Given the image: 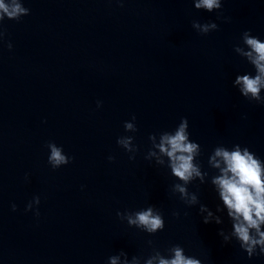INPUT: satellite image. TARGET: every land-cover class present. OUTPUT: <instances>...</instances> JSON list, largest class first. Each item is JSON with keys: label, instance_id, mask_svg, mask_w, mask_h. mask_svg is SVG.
I'll list each match as a JSON object with an SVG mask.
<instances>
[{"label": "water", "instance_id": "obj_1", "mask_svg": "<svg viewBox=\"0 0 264 264\" xmlns=\"http://www.w3.org/2000/svg\"><path fill=\"white\" fill-rule=\"evenodd\" d=\"M17 2L30 12L0 22V264H159L157 253L171 258L173 244L201 264H264V254L249 257L232 236L211 183L220 169L208 163L215 147L240 144L260 159L264 178V104L234 84L255 74L234 46L246 30L264 40V0H222L213 12L195 0ZM194 20L219 27L201 34ZM183 117L202 149L194 163L204 182L186 185L195 205L172 191L183 181L153 147ZM120 136L131 138V152ZM49 141L75 159L53 169ZM37 195L40 204L26 211ZM201 204L213 221L204 223ZM149 205L165 220L155 234L117 215Z\"/></svg>", "mask_w": 264, "mask_h": 264}, {"label": "clouds", "instance_id": "obj_2", "mask_svg": "<svg viewBox=\"0 0 264 264\" xmlns=\"http://www.w3.org/2000/svg\"><path fill=\"white\" fill-rule=\"evenodd\" d=\"M122 2V0H121ZM196 9H203L213 12L222 8V0H195ZM30 12L29 8L23 6L17 0H11V3H5L0 0V22L5 17L19 20L23 15ZM218 18H221L218 16ZM201 34H208L218 29L215 21L200 23L194 20L193 25ZM242 40L234 46V50L240 57L244 58L255 69V74H238L234 80L235 85H239L240 93L250 101H256L264 104V97L261 96V89L264 88V40L252 34L251 30L242 33ZM11 49V46H9ZM98 107L102 102L98 101ZM136 120L135 115L132 116ZM125 131L133 129V124L129 121L124 122ZM138 130V129H137ZM160 142L153 147L159 150L162 156L168 158V167L171 175L183 183L172 185V191L180 193L182 199L188 205L199 203V197L196 192L189 193L186 185L191 181L199 178L204 182V173L201 172L199 163H194V158L201 154V145L190 139L189 121L187 117L181 118L180 123L172 131H162L159 133ZM151 141H155L156 133L149 136ZM117 143L131 152V138L118 137ZM46 147L49 149L48 163L53 169L60 168L69 164L75 159L65 153L62 145H57L54 141L47 142ZM235 150L229 151L226 147L217 146L209 157L208 163L215 168L220 169V175L213 176L211 183L215 185L219 192V197L227 208V215L233 222L232 236L239 242L240 247L245 250L249 257L258 254H264V178H262V168L260 159L254 157L253 152L248 147L241 148L240 144L234 146ZM156 152L151 151L150 156H155ZM150 156L146 159L150 160ZM217 157L222 158L224 167H220ZM109 160H114V156H109ZM135 159V155L130 156ZM164 161L157 159L156 164L162 165ZM40 204V197L37 195L30 201L26 207L31 210L33 205ZM17 205L13 204L12 209L15 211ZM208 212L204 216V223L213 221V213L208 210L207 205H200V212ZM179 216V212L174 213ZM36 215H39V209H36ZM117 215L121 220L126 219L129 226H135L149 234H155L165 227L163 213L155 206L149 205L145 209L135 212L128 211L118 212ZM217 224L223 223L219 216L214 217ZM254 230V231H253ZM219 235L227 243L230 237L221 229ZM149 244L154 243L152 240ZM259 250V252L257 251ZM172 253L171 258H165L157 253L159 264H201V260L191 258L185 255V249L180 244H173L168 249ZM155 259V257L153 258ZM153 259H149L147 264H153ZM112 264H116V257H112Z\"/></svg>", "mask_w": 264, "mask_h": 264}]
</instances>
